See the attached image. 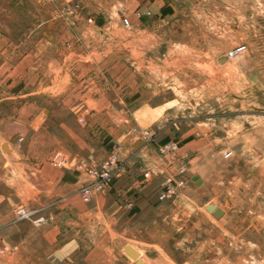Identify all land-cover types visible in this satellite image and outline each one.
I'll use <instances>...</instances> for the list:
<instances>
[{"label":"rangeland","instance_id":"374dc122","mask_svg":"<svg viewBox=\"0 0 264 264\" xmlns=\"http://www.w3.org/2000/svg\"><path fill=\"white\" fill-rule=\"evenodd\" d=\"M82 132L91 153L75 146ZM108 136L122 154L116 177L130 142L147 181L164 176L160 194L169 178L184 182L162 199L185 200L179 246L139 260L264 264V0H0V230L47 223L65 196L51 198L47 180L62 173L80 176L85 203L108 188L83 198ZM21 207L31 214L18 219ZM9 235L0 264L20 238Z\"/></svg>","mask_w":264,"mask_h":264},{"label":"crops","instance_id":"0c3cea01","mask_svg":"<svg viewBox=\"0 0 264 264\" xmlns=\"http://www.w3.org/2000/svg\"><path fill=\"white\" fill-rule=\"evenodd\" d=\"M99 105L116 108L119 104L113 100L107 104L98 102ZM74 117L66 118L69 124H74ZM80 135L82 138L76 139L75 146L79 141L84 145L87 142L86 152L91 153L95 141L90 137L87 139L85 132ZM117 141L108 136V146L98 145L101 160L118 152ZM132 150L130 142L124 145L125 163L118 176L89 203L83 202L76 192L81 185L79 175L68 172L55 181L47 180L50 185H58L51 188V198L65 193L49 210L48 222L26 232L8 222L0 230V235L20 236L8 253H4L11 259V264H137L138 260L127 251L128 247L150 253L179 246L175 238L180 237L181 228L187 225L176 223L173 216L180 215L177 210L185 200L182 194L161 200L159 194L164 176L154 174L155 180L147 181L144 177L146 169L131 155ZM176 205L178 207L174 208ZM181 220L184 219L181 217ZM143 262L147 264L145 260Z\"/></svg>","mask_w":264,"mask_h":264},{"label":"built area","instance_id":"2783aa9c","mask_svg":"<svg viewBox=\"0 0 264 264\" xmlns=\"http://www.w3.org/2000/svg\"><path fill=\"white\" fill-rule=\"evenodd\" d=\"M150 13V12H149ZM91 20V19H90ZM123 24L126 28H130L132 26L129 18L123 19ZM244 46L240 45L236 48L230 50L227 53V58H232L242 50H244ZM232 155L231 151L225 152V157H230ZM121 162L120 155L117 152H113L111 156L105 158L98 162L95 166L90 167L88 170L90 176V184L84 189L83 191V198L85 200H89V198L97 193L98 191L102 190L104 186L107 184H111L113 179L116 177V174L119 169V164ZM183 171V169H182ZM184 184L183 180L176 181L172 178L168 179V183L165 187V190L160 194V199H164L165 197H171L174 195L179 187ZM31 214V211L27 208L21 207L16 208L14 210V215L18 219H22L28 217ZM37 225L43 224L45 222L44 217H38L35 220Z\"/></svg>","mask_w":264,"mask_h":264},{"label":"water","instance_id":"95a60500","mask_svg":"<svg viewBox=\"0 0 264 264\" xmlns=\"http://www.w3.org/2000/svg\"><path fill=\"white\" fill-rule=\"evenodd\" d=\"M228 58L226 57H222L220 59L221 62L226 61ZM197 179V177H195ZM199 183H201V180H199ZM205 208L212 213L216 218H220L221 216L224 215V210L221 209L220 207H218V205L216 203H208ZM127 251L132 255L133 258H137L138 256V252L135 251L133 248L128 247ZM137 264H143L142 260H138Z\"/></svg>","mask_w":264,"mask_h":264},{"label":"bare ground","instance_id":"6f19581e","mask_svg":"<svg viewBox=\"0 0 264 264\" xmlns=\"http://www.w3.org/2000/svg\"><path fill=\"white\" fill-rule=\"evenodd\" d=\"M137 250V249H136ZM135 250V251H136ZM138 251V250H137ZM140 255H141V253L140 252H138V256H137V258H135L136 260H139V257H140ZM143 264H144V262H143Z\"/></svg>","mask_w":264,"mask_h":264}]
</instances>
